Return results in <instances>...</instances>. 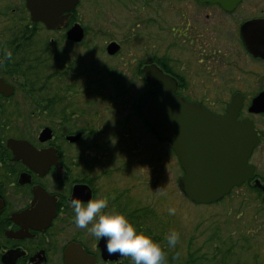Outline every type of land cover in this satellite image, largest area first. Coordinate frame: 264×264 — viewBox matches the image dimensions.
<instances>
[{
    "label": "flooded vegetation",
    "instance_id": "obj_1",
    "mask_svg": "<svg viewBox=\"0 0 264 264\" xmlns=\"http://www.w3.org/2000/svg\"><path fill=\"white\" fill-rule=\"evenodd\" d=\"M8 1L0 0V9ZM80 2L67 27L57 31L34 23L26 0V17L16 16V8L2 12L0 264H144L139 260L148 252L147 200L162 198L165 153L151 151L146 161L147 130L137 124L162 146L139 112L141 99L163 88L148 80L151 67L170 77L177 97L218 118L235 107L237 123L252 126V175L223 198L242 190L246 194L239 198H257L264 209V0L138 1L132 20L139 29V54L122 56L124 44L111 39L102 67L99 35H89L78 21ZM74 25L84 29L80 42L68 39ZM59 32L57 40L52 34ZM112 43L119 49L109 54ZM105 81L114 93L100 98ZM137 83L145 88L132 105L137 129L101 113V105L110 113L126 104ZM134 134L139 143L127 139ZM167 144L172 183L182 193L185 173Z\"/></svg>",
    "mask_w": 264,
    "mask_h": 264
},
{
    "label": "water",
    "instance_id": "obj_2",
    "mask_svg": "<svg viewBox=\"0 0 264 264\" xmlns=\"http://www.w3.org/2000/svg\"><path fill=\"white\" fill-rule=\"evenodd\" d=\"M199 1L231 4L238 0ZM78 3L79 0H26V7L33 22L43 23L53 31L67 27L65 22ZM67 36L80 42L84 30L75 25ZM118 49L112 43L107 51L113 54ZM145 73L149 81L162 83L163 88L143 97L139 112L161 141L172 143L185 173L180 181L183 194L194 204L210 205L250 179L252 169L247 157L257 139L249 123H237L236 108L231 107L226 117L218 118L177 97L175 83L156 68H147ZM119 250L120 247L116 251Z\"/></svg>",
    "mask_w": 264,
    "mask_h": 264
},
{
    "label": "rangeland",
    "instance_id": "obj_3",
    "mask_svg": "<svg viewBox=\"0 0 264 264\" xmlns=\"http://www.w3.org/2000/svg\"><path fill=\"white\" fill-rule=\"evenodd\" d=\"M138 1L139 4L142 2V0H81L78 9V21L89 29V35H99L100 46L104 49L103 55L100 54L99 56L100 67L104 66L108 61L104 55H106V45L111 39L118 40L124 44L122 56L128 54L130 50L134 51L133 54H139V47H137L140 42V38L138 39L139 29L132 20L138 11V9H135V6L138 7L136 5ZM22 2L23 0H9L8 5L0 9V19L3 17L2 12L6 10L10 12L11 8L17 9L16 16L26 17V11L21 7ZM163 2H174V0H163ZM123 3H126V6ZM39 34H42V32H39ZM62 34V32H59L52 35L59 40ZM117 66L121 69L124 68L123 64H117ZM104 77L101 74V82ZM128 80L129 76L124 80V83L128 82ZM99 90L100 98L102 96H105V98L106 96L109 97L114 93L109 81H105L102 87L99 84ZM143 91H145V88L137 83L136 86H131V91L127 92L129 98L126 104H117L114 111L109 110L112 111L110 113H107V109L103 105L100 106L99 110L104 113V116H112V114L118 116L116 122L119 125L126 122V124L131 125L130 128L133 126L131 129H137L135 121L138 118L135 119L134 117L132 105ZM83 97L86 98V96ZM87 97L90 98L91 96L88 95ZM129 117L131 122L128 120ZM110 122L112 123L113 121L111 120ZM137 124L142 127L141 130H147L145 131V134L147 133L146 149L142 142L143 150L147 152L146 161L150 163L151 151L160 149L165 152L162 156L164 164L163 183L160 184L162 192L159 194V196L162 195V198H148L147 200L151 223L156 224L158 222L161 223V226L164 225L167 239L171 240L174 236H177V249L179 250L185 246L181 245V241L184 239L185 242L195 231L200 234L199 232L207 230L206 233H209L212 229L219 228L221 234L226 238H230L234 244L236 242L241 244L243 238L247 239L250 243V250L243 257L250 260L257 255L258 263L264 264V209L261 206L262 203L257 198H239L241 195L246 194L245 191L239 190L232 193L230 198H225L221 202L212 205H195L177 190L175 183H172L174 171L172 165L167 163L168 156L165 155L168 151H171L170 144L163 143L161 146L160 143L152 138L153 134L148 128L141 123L139 124L138 121ZM112 125L114 126V123ZM139 137L140 135L134 134L127 139L139 143ZM134 156L132 154V157ZM152 207L154 208L152 209ZM153 210H156V213ZM195 236L198 238V242H201L205 237V235L199 236L197 234ZM142 253L144 255L139 260L140 262L155 264L153 251L147 252L145 250Z\"/></svg>",
    "mask_w": 264,
    "mask_h": 264
},
{
    "label": "trees",
    "instance_id": "obj_4",
    "mask_svg": "<svg viewBox=\"0 0 264 264\" xmlns=\"http://www.w3.org/2000/svg\"><path fill=\"white\" fill-rule=\"evenodd\" d=\"M150 216L147 228L148 244L156 247L154 257L161 264H259L257 255L250 260L243 257L250 250L248 242L244 241L243 245L234 244L230 238L221 234L219 228L212 229L209 233H206L207 230L199 232L197 228L200 234L196 231L194 233L205 235L203 240L198 242L193 233L185 242L184 239L181 241V245L185 246L179 250L175 240H167L164 230L160 231L151 223Z\"/></svg>",
    "mask_w": 264,
    "mask_h": 264
}]
</instances>
